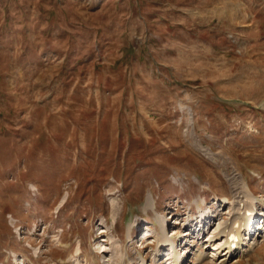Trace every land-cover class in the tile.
<instances>
[{
	"label": "rangeland",
	"instance_id": "obj_1",
	"mask_svg": "<svg viewBox=\"0 0 264 264\" xmlns=\"http://www.w3.org/2000/svg\"><path fill=\"white\" fill-rule=\"evenodd\" d=\"M237 186L264 214V0H0V264H166L163 220L264 264L194 258Z\"/></svg>",
	"mask_w": 264,
	"mask_h": 264
},
{
	"label": "bare ground",
	"instance_id": "obj_2",
	"mask_svg": "<svg viewBox=\"0 0 264 264\" xmlns=\"http://www.w3.org/2000/svg\"><path fill=\"white\" fill-rule=\"evenodd\" d=\"M238 187V186H237ZM241 189V190H240ZM247 192V191H246ZM226 200H229L228 198H225ZM224 199V200H225ZM232 201V206H233V212L237 216V218L234 220V217L230 216L229 219H227L223 225L220 227L219 230H217L215 235H208L205 239H202V235L206 233L207 229H205V225L210 223V220L213 218V214H209L206 216L205 212L200 211V216L202 217L201 222L203 220V224L201 227V231L198 230L196 232V237L199 238V240H204L201 245V249H196L195 250V260H197V263L203 261H213V256H216L219 254V256L224 257L222 259L225 260L228 257L232 256L233 254H237L238 251H241L242 246L244 244L243 239H249L252 238V234L255 235L257 231L261 234H257V238L263 237L264 238V221L263 223H260L257 227H254V224L252 223V218L253 214L257 212L256 209V204L254 203V198L252 194H247L243 190V188H239L234 192V197L231 199ZM152 204H150V201L148 199L147 203L145 204L144 208H150ZM209 213V212H208ZM256 214V213H255ZM259 214V213H258ZM215 215V214H214ZM221 215V214H219ZM164 218V217H163ZM160 220V219H158ZM166 221V220H165ZM189 222L187 223V225ZM166 223L163 220V223L161 226H163L160 230L158 235L156 236L157 238V243L155 242V250L152 253L153 254V259L154 255L155 257L160 255V252L166 245L169 246V248H166V252L163 253V255L167 254V262L166 264H182V259L180 255L177 253V247H176V240L173 238L171 235H168L166 232V228L168 229V226L166 228L164 227ZM132 226V225H131ZM189 226V225H188ZM134 227V226H133ZM191 227V225H190ZM259 227V228H258ZM130 230V231H129ZM190 230V229H189ZM133 230L131 227H128V232L129 234ZM187 231V232H186ZM234 232L236 234V240H228L227 236L229 233ZM190 232H188V229H186L184 232H182V235H180L181 238H185L189 235ZM149 234V233H146ZM161 234V235H160ZM192 234V233H190ZM214 234V233H213ZM152 235V234H151ZM156 235V234H155ZM154 235V236H155ZM245 235V237H243ZM145 236L143 237V240H146L147 238H154V236ZM201 237V238H200ZM211 247V253L208 254V252H205L206 249ZM250 247V246H249ZM251 248V247H250ZM165 257V256H164ZM217 258V257H216ZM216 260V259H215ZM155 261V260H154Z\"/></svg>",
	"mask_w": 264,
	"mask_h": 264
}]
</instances>
